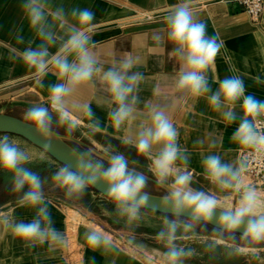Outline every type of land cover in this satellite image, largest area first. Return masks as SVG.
Returning <instances> with one entry per match:
<instances>
[{
  "label": "clouds",
  "instance_id": "obj_1",
  "mask_svg": "<svg viewBox=\"0 0 264 264\" xmlns=\"http://www.w3.org/2000/svg\"><path fill=\"white\" fill-rule=\"evenodd\" d=\"M20 8L35 40L19 52L25 65L34 69L37 84L43 87V79L54 70L56 82L48 86L49 102L37 103L24 112L22 121L30 126L35 135L44 141L59 138L55 127L68 123L70 105L77 90L93 82L99 76L105 85L112 107L107 113L111 126L117 130L136 119L139 83L143 73L134 71L135 61L125 55L113 65L104 68L99 62L91 37L94 13L89 8L62 5L52 7L50 0H21ZM168 41L174 45L170 54L180 62L176 89L195 100L205 99L211 111L219 114L226 125H236L231 136L234 144L252 150L256 156H264V100L247 92L240 76H228L217 81L213 89L207 72L215 63L222 42L207 35L206 25L191 9V0H179L165 17ZM153 41L162 37L154 34ZM17 43H23L17 33ZM36 43L35 47L32 44ZM55 49V51H52ZM259 82V78H257ZM148 117L142 122L135 138L126 137L124 144L133 145L141 156L152 159L150 171L155 182L166 190L153 211L169 213L157 238L166 243L163 253L165 264H184L185 258L194 254L191 248L179 246L178 232L196 235L197 224L213 223L212 241L207 248L214 250L223 240H235L236 233L248 242L264 241V201L252 186L242 185L245 163L239 166L225 162L220 154L210 153L203 157L201 165L207 178L220 191L235 189L240 192L239 203L233 208H222L215 193L194 189L192 175L188 171L189 156L178 143L179 133L166 112L159 106L145 104ZM94 133L106 132L102 122L90 104L80 105ZM239 109V111H237ZM45 151L49 144L45 143ZM155 150V155L153 151ZM71 164L64 163L52 175L69 199L79 198L90 186L106 185L104 194L111 199L115 211L129 221L141 218V209L147 207L150 194L145 191L148 176L129 166V159L120 152L110 153L107 159L97 158L92 148L81 151L69 150ZM30 152L20 142L7 134L0 136V170L11 174L14 191L21 193L18 203L34 211L32 219H3L5 227L29 247L37 244L65 245L63 233L54 225L49 204L44 195L46 178L33 171ZM136 164L137 161H132ZM217 213V209H221ZM187 216L191 223H182L179 217ZM88 249L102 255L112 251L114 245L102 231L85 232Z\"/></svg>",
  "mask_w": 264,
  "mask_h": 264
},
{
  "label": "crops",
  "instance_id": "obj_2",
  "mask_svg": "<svg viewBox=\"0 0 264 264\" xmlns=\"http://www.w3.org/2000/svg\"><path fill=\"white\" fill-rule=\"evenodd\" d=\"M50 2L52 7L62 5L66 9H91L94 13L90 26L93 51L101 65L107 68L127 55L135 61L133 70L144 76L139 83L140 103L136 119L121 129L113 128L107 118L112 105L104 83L97 76L93 82L80 87L72 98L67 121L76 127L71 128L68 123H64L61 127L54 126V131L67 138L72 146L77 144L84 150L92 148L95 155L105 160L110 153H123L129 159V166L140 172L146 165L151 166V157L138 155L135 147L124 144L123 139L135 138L139 125L148 117L146 103L159 106L178 130L179 146L187 150L191 185L195 189L215 193L220 196L221 202L229 205L234 201L238 203L240 192L235 189L220 191L207 178L201 165L204 156L217 153L225 162L239 166L240 154L247 148L231 140L236 125H226L218 113L210 110L205 99L197 101L178 91L175 86L180 62L170 54L174 45L168 41L165 17L179 0ZM20 3L21 0H0V113L22 119L29 106L48 104V86L56 82V76L54 70L49 71L41 87L36 82L34 69L19 58L18 53L28 46L29 41L35 40L23 17ZM191 9L206 25L207 35L222 42L214 65L207 72L211 87L215 89L216 82L225 77L240 76L247 92L264 100V6L258 22H253L234 0H191ZM17 33L22 34L23 43H17ZM154 34L162 37L160 43L153 41ZM36 43L38 41L32 46L35 47ZM83 104L91 105L106 132L94 133L91 130L90 122L80 107ZM132 161L137 163L133 164ZM20 195L17 193V196ZM18 200L14 203L5 201L0 205V264H147L139 255L118 246L99 223L88 221L80 213L72 216L49 199L46 201L54 225L63 233L66 243L54 246V250H49L48 244L29 247L2 222L4 218L17 221L32 219L34 211L21 207ZM89 230L102 231L114 249L103 255L90 251L85 242V232ZM238 248L239 253H242L241 249H252L243 245H238Z\"/></svg>",
  "mask_w": 264,
  "mask_h": 264
},
{
  "label": "rangeland",
  "instance_id": "obj_3",
  "mask_svg": "<svg viewBox=\"0 0 264 264\" xmlns=\"http://www.w3.org/2000/svg\"><path fill=\"white\" fill-rule=\"evenodd\" d=\"M4 134L20 140L21 147L27 149L32 155V163L28 167L37 172L42 178H46L43 188L46 199L59 205L72 216L75 213H80L88 221L99 223L106 235L118 246L139 255L147 264H165L163 253L167 250V246L165 242L157 238V234L163 226L165 215L141 209V218L136 221H129L126 217H120L117 214L110 199L90 190L89 187L79 198H67L64 190L52 180V175L62 165L24 138L8 133H0V136ZM73 146L81 151H86L77 144H73ZM96 157L100 158L97 155ZM150 167V165H146L140 172L155 179ZM191 186L195 189V186ZM13 189L11 174L0 170V205L5 201L14 203L19 198L17 196L18 192ZM165 190L164 187L150 181H148L145 189L148 193L160 196L164 194ZM258 195L264 201V195L259 192ZM218 197L221 199L220 196ZM238 203L234 201L232 205H229L220 201L222 208H233ZM179 220L182 223H191L190 220L182 218H179ZM200 227V224L195 226L196 235H193L192 232H178L176 243L179 246L194 250L191 257L185 258L184 264H264V241L259 243L247 241L243 246L252 249H241L242 253H239L238 242L245 241V239L240 235H236V239L233 240L235 243L223 240L212 250L208 249L207 245L212 241L213 236L201 231Z\"/></svg>",
  "mask_w": 264,
  "mask_h": 264
},
{
  "label": "water",
  "instance_id": "obj_4",
  "mask_svg": "<svg viewBox=\"0 0 264 264\" xmlns=\"http://www.w3.org/2000/svg\"><path fill=\"white\" fill-rule=\"evenodd\" d=\"M0 133H8V134L20 136V137L24 138L25 140H27L28 142H30L31 144H33L34 146L42 149L43 151H45V149L43 148L44 144L48 143L49 148L45 152L49 156H51L55 161H57L61 165L64 163H68V164L72 163V161L69 159V150L74 148V147L69 143L67 138H65L64 136H62L60 134H59V138L53 137L51 140H48V141L41 140L35 135L34 130L30 126L24 125L22 119L15 117L11 114H7V113H0ZM148 181L156 183L155 180L150 178V177H148ZM105 187H106V185H98L97 187L90 186L89 188H91L93 191L103 195L107 199H110L109 197H107L104 194ZM149 194L151 197L149 200V203H148L147 207L142 208V209L147 210V211H152V212H155V213H158L161 215H165V216H170L169 213H165L163 211H159V210L153 211V208L156 205H158L159 198L161 196L151 194V193H149ZM216 211H217V213H219V211H221V209H217ZM179 218L190 220L187 216H182ZM206 225H208L212 228L214 227L213 223H208ZM240 234H241V230H238L236 235H240Z\"/></svg>",
  "mask_w": 264,
  "mask_h": 264
},
{
  "label": "built area",
  "instance_id": "obj_5",
  "mask_svg": "<svg viewBox=\"0 0 264 264\" xmlns=\"http://www.w3.org/2000/svg\"><path fill=\"white\" fill-rule=\"evenodd\" d=\"M234 2L248 14L253 22L259 21L263 12V0H234ZM261 120H264V115ZM251 152L252 150L246 149L240 154L241 162L245 163V170L241 176L243 182L241 189L252 186L257 193H264V156H256L254 153L250 154Z\"/></svg>",
  "mask_w": 264,
  "mask_h": 264
},
{
  "label": "trees",
  "instance_id": "obj_6",
  "mask_svg": "<svg viewBox=\"0 0 264 264\" xmlns=\"http://www.w3.org/2000/svg\"><path fill=\"white\" fill-rule=\"evenodd\" d=\"M89 189L92 190L91 188H89ZM92 191H93V190H92ZM169 217H171V216H169ZM182 219H183V218H182ZM200 225H201V227H200V230H201V231H203V232H205V233H207V234H209V235H211V236H214V235H215V234L213 233V228H212V227H210V226H208V225H206V224H203V223H201ZM228 241L233 242V240H228ZM246 242H247V240H245V241H241V242H238V245H245ZM233 243H235V242H233Z\"/></svg>",
  "mask_w": 264,
  "mask_h": 264
}]
</instances>
